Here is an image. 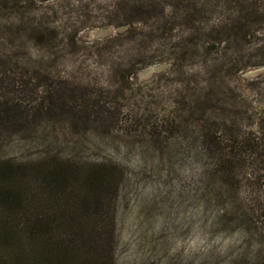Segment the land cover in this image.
<instances>
[{"label":"rangeland","instance_id":"1","mask_svg":"<svg viewBox=\"0 0 264 264\" xmlns=\"http://www.w3.org/2000/svg\"><path fill=\"white\" fill-rule=\"evenodd\" d=\"M46 160L121 167L112 264H250L264 0H0V166Z\"/></svg>","mask_w":264,"mask_h":264},{"label":"trees","instance_id":"2","mask_svg":"<svg viewBox=\"0 0 264 264\" xmlns=\"http://www.w3.org/2000/svg\"><path fill=\"white\" fill-rule=\"evenodd\" d=\"M251 134L247 146H257ZM199 155V153H197ZM204 154V153H202ZM207 155V162L205 158ZM199 174L216 182L233 172L227 154L211 150ZM65 160L0 166V264H112L114 261V199L124 172L106 162L72 169ZM262 187L243 210L240 235L256 246L250 264H264V167L255 173Z\"/></svg>","mask_w":264,"mask_h":264}]
</instances>
